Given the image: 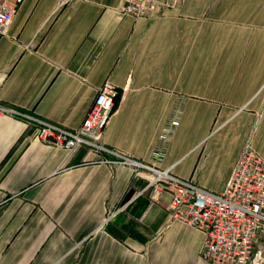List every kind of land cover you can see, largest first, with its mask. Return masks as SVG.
I'll use <instances>...</instances> for the list:
<instances>
[{
  "label": "crops",
  "instance_id": "0c3cea01",
  "mask_svg": "<svg viewBox=\"0 0 264 264\" xmlns=\"http://www.w3.org/2000/svg\"><path fill=\"white\" fill-rule=\"evenodd\" d=\"M122 1L22 0L0 39V103L76 129L109 84L108 148L222 193L248 139L264 159V0H181L136 20ZM33 133L0 116V264H206L171 192L152 201L131 169Z\"/></svg>",
  "mask_w": 264,
  "mask_h": 264
},
{
  "label": "built area",
  "instance_id": "2783aa9c",
  "mask_svg": "<svg viewBox=\"0 0 264 264\" xmlns=\"http://www.w3.org/2000/svg\"><path fill=\"white\" fill-rule=\"evenodd\" d=\"M181 0H123L120 12L133 19L148 18L159 9L177 8ZM22 0H0V39L14 19ZM115 89L106 84L99 88L91 109L76 129H68L39 117L22 113L0 103V116L25 120L34 128L39 142L70 155L88 148L98 154L99 162L111 168L124 166L133 171L135 179H144L143 189L152 201L160 202L164 191L172 193L166 205L174 220H180L204 234L200 258L206 264H264V159L248 139L238 158L225 190L213 193L195 181H185L163 171L156 165L140 162L103 143V135L116 111ZM165 127L160 140L167 141L172 128ZM155 158L161 161L160 153ZM108 219L105 220V223Z\"/></svg>",
  "mask_w": 264,
  "mask_h": 264
},
{
  "label": "trees",
  "instance_id": "16d2710c",
  "mask_svg": "<svg viewBox=\"0 0 264 264\" xmlns=\"http://www.w3.org/2000/svg\"><path fill=\"white\" fill-rule=\"evenodd\" d=\"M116 100V99H115ZM116 237H119L117 234H114Z\"/></svg>",
  "mask_w": 264,
  "mask_h": 264
}]
</instances>
